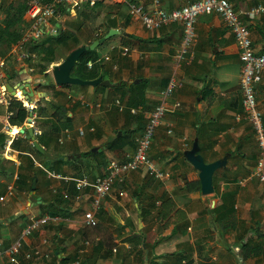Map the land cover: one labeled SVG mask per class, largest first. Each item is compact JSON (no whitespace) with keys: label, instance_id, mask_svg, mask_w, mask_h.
Instances as JSON below:
<instances>
[{"label":"crops","instance_id":"1","mask_svg":"<svg viewBox=\"0 0 264 264\" xmlns=\"http://www.w3.org/2000/svg\"><path fill=\"white\" fill-rule=\"evenodd\" d=\"M130 1L107 0L96 9L88 4L76 9L57 6L55 15L44 25L43 33H50L52 27L71 32L68 48L72 49L59 46L54 60L44 71L50 80L32 70L27 56L23 55L26 53L23 50L25 43L18 41L0 55V60L5 63L2 81L5 86L12 87L7 92L10 95L20 93L25 97L20 85L26 82L30 83L26 90L35 92L33 99L28 98L35 105L30 116L33 126L28 124L30 118L22 125L8 122V131L14 139L30 141L3 150L4 164L8 169L5 175L0 173V196H4L0 200V249L5 250L19 237L30 218H51L24 238L23 243V250L41 245L48 256L40 260H25L21 255L19 264H59L61 259L66 261L65 264H76V261L77 264H146L142 263L135 244L134 235L137 233H143L146 254L149 253L155 264H187L186 260H190L189 264L221 263L223 258L232 256L234 249L239 251L240 238L260 241L264 247V181L254 175L259 148L251 124L241 114V63L239 47L232 32L218 14L198 15L192 57L177 64L174 53L182 38V24L170 23L149 31L129 15L127 2ZM134 1L143 4L146 10L154 7V0ZM158 1L163 9L170 11L194 0ZM229 1L249 28L253 50L264 54V13L253 18L243 14L257 3L264 4V0ZM23 17L24 27L28 28L27 11ZM3 18L4 14L0 12V21ZM111 28L119 30V33L94 49L96 57L102 61L100 76L112 85L54 83L51 75L54 64L61 62L76 47L90 44L96 36H103ZM124 48L128 50L127 54H122ZM39 52L42 54L44 49L39 48ZM171 76L181 81L182 86L166 98L167 104L173 107L156 130L149 149L150 159L159 168L168 170L170 178L155 179L145 168L123 174L95 213L97 227H87L83 222L84 213L92 208V189L79 192L74 186L72 192L68 182L62 183L73 181L71 177L68 180L58 178L46 171L42 157L31 150L33 143L28 138L27 129L23 132L21 129L34 127L41 132L38 136H44L56 124V128L60 127L58 139H63L58 142L63 144L65 152L91 150L92 147L102 150L100 145L108 140L115 123H125L128 127L139 124L142 130L137 139L149 111L162 100L161 91ZM36 82L45 83L34 87ZM49 84L52 85L45 86ZM255 93L258 108L264 115V73L255 84ZM51 99L67 108L65 115L54 114V108L48 103ZM132 99L133 103L138 102L137 99H145V103L128 106L126 103ZM116 100L122 101L126 109H136L135 113H131L130 108L126 110L125 122L123 115H117ZM76 102L79 105L73 106ZM175 103L179 105L174 106ZM38 107L45 109L39 113ZM8 108L0 103V131L5 134L6 117L11 114ZM66 130L69 131L68 138L65 137ZM99 134L102 138H98ZM43 136V141L51 149L53 142ZM34 138L38 142L36 136ZM194 138H197L199 153L206 162L229 153L225 166L213 173L217 188L209 195H203L200 187L192 186L199 180L198 173L177 154L189 149ZM38 144L45 151V146ZM26 147L30 153L26 152ZM135 147L104 151L103 155L106 153L107 163L112 159L124 160ZM23 153L29 154L35 165L47 174L45 177L39 174L34 190H28V180L21 181L20 186L17 184V167ZM69 154H75L72 158L74 164L86 163L78 154ZM55 158L50 155V159ZM90 160L95 165L96 162L92 158ZM106 164L95 165L88 175L102 174ZM72 167L65 166V170L71 174L74 171ZM9 185H13V194L6 196ZM57 193L63 197L60 202H56ZM163 198H171L175 209L181 211L178 221L165 225L166 219L158 218L157 211ZM212 208L216 210H210ZM25 209L26 213L22 212ZM229 209L232 210L231 216L221 221L226 225V231L219 234L220 228L211 220ZM21 215L25 217L21 218ZM237 257L236 264L240 259L239 255ZM257 259L264 260V255L251 254L247 258L249 262ZM2 260L4 258H0V264ZM232 263L235 264L234 261Z\"/></svg>","mask_w":264,"mask_h":264},{"label":"built area","instance_id":"2","mask_svg":"<svg viewBox=\"0 0 264 264\" xmlns=\"http://www.w3.org/2000/svg\"><path fill=\"white\" fill-rule=\"evenodd\" d=\"M107 0H29L27 14L29 17V26L23 32L20 44L28 42L31 38H39L50 19L55 15L57 6H68L76 9L83 4L89 6L95 5L97 2H104ZM110 1V0H108ZM128 13L131 17L138 19L147 30H156L163 25L179 22L182 24L183 33L180 43L174 53V59L177 64L187 61L192 57L193 45L196 40L195 23L198 15L202 13H216L224 21L227 28L232 32L237 46L239 47V60L241 63V105L242 116L252 126L257 146L259 148V156L256 162L254 175L260 180L264 181V115L258 108L255 84L258 83L264 73V54H258L253 50L252 41L250 38V31L248 26L244 23L240 13L236 12L233 4L229 0H194L181 7L174 8L170 11L163 9L158 0H154V7L151 10H146L143 4L134 0L127 2ZM264 13V4L257 3L251 6L247 11L243 12L247 17L253 18L258 14ZM54 27L50 28V33H55ZM126 48L122 49V54H127ZM24 57L27 53L23 54ZM4 61L0 60V103L9 106L12 98L19 100L23 107L27 110L29 122L31 125V114L35 109L33 102L28 98L23 97L22 94L16 93L10 95L2 81L5 77L3 73ZM89 63L88 66H90ZM182 82L171 76L168 80L166 87L161 91L162 100L156 104L147 115V122L141 135L136 139V147L131 155L124 160H110L102 174L89 176L82 174L72 178L75 189L83 192L87 188L92 189L91 204L92 208L84 213V225L90 226L97 224L95 213L101 206L104 198L109 194L113 184L123 174L145 168L147 173L155 179L165 180L170 178V172L159 168L156 163L149 157V149L155 135L156 130L162 125L166 113L173 107L167 104L166 98L172 92L180 88ZM115 105L119 111L126 109L125 104L116 100ZM175 103L174 106H178ZM131 113H135L136 109L130 108ZM6 119L4 130L7 132L8 137L4 141V148H8L13 141V136L9 128V117ZM33 126V125H31ZM33 135L38 136L41 134L40 130L33 127ZM170 132V130L168 131ZM65 137H69V131H65ZM58 141L61 143L62 138ZM185 141V139H184ZM187 144L184 143V147ZM60 178L59 174H52ZM64 179H71L64 177ZM6 196L13 194V185L7 186ZM120 194H122L120 192ZM65 195V193H64ZM66 196V195H65ZM4 196H0L3 200ZM78 198V197H76ZM51 218L48 216L39 218H30L29 223L21 230L18 238H16L8 248L0 249V258H4L1 264H19V256H23L25 260H40L46 258L48 255L42 250V246L37 245L31 247L29 250H23L24 238L30 236L34 231L38 230L41 225L46 224ZM45 243V240L43 241ZM78 262L76 261V264Z\"/></svg>","mask_w":264,"mask_h":264},{"label":"trees","instance_id":"3","mask_svg":"<svg viewBox=\"0 0 264 264\" xmlns=\"http://www.w3.org/2000/svg\"><path fill=\"white\" fill-rule=\"evenodd\" d=\"M48 1V0H43ZM28 2L29 0H0V12L1 14H4V18L0 21V55H3V53L11 47L13 44L17 43L25 31L24 27L25 20H24V14L28 8ZM101 2H97L92 7L96 9ZM114 26V25H110ZM55 33H48L42 34V37L39 38H31L28 42L25 43L23 46V50L27 53L26 59L29 61L30 67H32V70L34 72H38L42 74L44 79L50 80L48 77L49 75L44 73V71L48 68L49 64L54 60V54L59 49V46H63L64 48H68V42L71 40L72 33L68 31H61V29L55 28ZM100 38V36H96L95 39ZM28 44V45H27ZM28 46H31L28 48ZM43 48L44 52L40 54L39 48ZM72 49V48H68ZM95 54V49L93 50H87L84 51L80 57L78 62L75 64V66L71 69L70 75L72 77H77L82 80H93L96 79L101 75V64L102 61L98 60ZM91 62V66L88 67L87 63ZM52 84L45 85L46 87H50ZM137 98L136 96H134ZM145 99L138 100V102L133 103V99L126 104L128 106L130 105H139L143 104ZM48 103L54 108L55 115L63 116L65 115L67 108L58 102H54L53 99L48 101ZM79 103H73V106H78ZM9 111L11 112V115L9 117V123L11 125L19 124L22 125L26 121L28 117V112L25 109V107L22 106L21 102L15 98H12L10 101V104L8 106ZM130 108V107H129ZM129 108L127 107L128 111ZM44 107H38L39 113H42L44 110ZM127 109L123 111H117V115H123V119L125 122V117L127 118ZM116 116V114H115ZM125 116V117H124ZM60 118V117H59ZM58 118V120H59ZM142 128L137 124L134 127H128L125 123L124 124H118L115 123L111 129V133L109 134L110 138L108 140H105L101 143L100 146H102V150L100 152H92L90 148L80 151V150H72L65 152L64 146H60L58 142V135L60 134V127L56 128V124L52 127V130L50 133L44 134L43 137L46 139H49V141L53 142V146L51 149H49V146L45 144V140L43 141L42 136H36L38 139V142L41 145L45 146V152L50 154L51 156H55V159L46 160V156L39 152L33 145L31 146V150L38 155L42 157L43 166L46 168V171H49L51 173L59 174L61 177H77L82 175V173L91 174L94 170L95 165H105L107 163V158L104 154V151H114V150H121L125 146H131L135 147V139L138 134H140ZM54 134V135H53ZM53 137V139L49 138ZM7 138V134L5 132L0 131V173L6 174L8 167L4 164L5 158L3 157V150H4V141ZM98 138H102V134H99ZM29 139H20L16 138L13 139L11 142V147L15 148L17 147L18 143L25 142L28 143ZM92 147V146H91ZM27 149V147L25 148ZM27 153H30V150H26ZM70 152L76 153L79 155V158L85 159L86 163L80 162L79 164H74V159H62L61 156H65L66 154H69ZM180 155L184 161L187 162L185 159L182 151L177 153ZM20 164L17 167V184L18 186L21 185V181L28 180L30 184L27 186L28 190L31 188L32 181L35 180V184L38 181L39 174L43 175L44 177L47 175L46 171L41 169L40 167L35 165L34 159L29 154H24L20 156ZM93 159L96 163L91 162L90 159ZM204 158V157H203ZM205 161V158H204ZM206 162V161H205ZM82 163V164H81ZM65 166H73V172L70 174L65 170ZM71 186L72 192L74 191V183L73 181H66L62 183H67ZM213 187L214 189L217 188V183L215 181V177L213 176L212 179ZM192 186H195V188L199 189L200 183L199 180H196L193 182ZM71 192V193H72ZM60 193V192H59ZM57 193L56 196V202L62 201L63 197L61 194ZM74 194H72L73 196ZM71 197V196H70ZM175 204L171 198H163L160 206L157 211V216L159 219H166L165 225H168L172 222L178 221V217L181 216V211L179 209H175ZM210 210H216L215 208H212ZM173 211V214H170ZM232 210H226L223 212V214L218 218H212V223L216 225V227L220 228L219 234H222L226 228V225H223L221 221L226 220L231 216ZM21 218L25 217V215H21ZM222 224V228H221ZM87 227L95 228L97 227V224L90 225ZM143 233H137L134 235L135 237V244L138 246V254L141 258L142 263L146 264H155V262L150 258L149 253L147 251V244L143 239ZM264 236V234H262ZM239 245V251L238 255L240 259L238 260V264H249V261L247 260L248 256L251 254H263L264 255V247L260 244V241H254L251 238H247L245 240H242L241 238L238 240ZM112 245V244H111ZM147 257V258H146ZM190 260H186L185 262L189 264ZM65 260L61 259L59 264H65ZM252 264H264V260H254Z\"/></svg>","mask_w":264,"mask_h":264},{"label":"water","instance_id":"4","mask_svg":"<svg viewBox=\"0 0 264 264\" xmlns=\"http://www.w3.org/2000/svg\"><path fill=\"white\" fill-rule=\"evenodd\" d=\"M119 33V30L117 29H109L107 33H105L103 36H101L98 39L93 40L90 44L88 45H82L78 46L72 51H70L67 56L59 63L54 64L51 68V75L53 78V81L57 85H69V84H78V85H92L95 86L97 84L101 85H107L110 86L112 85L108 80L102 79L101 76L97 77L96 79L93 80H82L77 77H72L70 75L71 69L75 66V64L78 62L80 55L87 50H93L96 46L99 44L103 43L106 39L110 38L111 36ZM45 82H36L33 84L34 87L44 84ZM6 89L12 90V87L10 85L5 86ZM30 87V83L26 82L25 84L20 85V89L22 90V93L26 95L27 98L31 97L33 99V96L35 94L34 91H27L26 88ZM29 119V118H28ZM25 129H27L28 132V138L31 139L34 147L41 153H43L47 159H50V155L44 151L43 148L40 147L38 142L33 136V130L31 127H26L24 126L21 131L23 132ZM110 137L108 136L107 139ZM96 150H101V148H96L92 147L91 151L95 152ZM184 157L186 160L192 165V167L197 171L198 173V179L200 182V192L203 195H209L212 194L214 191L213 183H212V178H213V173L215 172L216 169L221 168L225 166L227 157L229 153H226L224 156H222L219 159H216L211 162H205L203 156L199 153V145L197 138H194L192 145L189 149L183 150L182 151ZM75 157V154H69L66 156H61L60 158L62 159H72ZM32 190L35 188V181H32L31 185ZM31 200L34 201L35 197L32 196ZM26 209L22 212L26 213ZM20 212L19 214H21ZM16 217V216H15Z\"/></svg>","mask_w":264,"mask_h":264},{"label":"rangeland","instance_id":"5","mask_svg":"<svg viewBox=\"0 0 264 264\" xmlns=\"http://www.w3.org/2000/svg\"><path fill=\"white\" fill-rule=\"evenodd\" d=\"M73 44V43H72ZM74 45V44H73ZM14 133V132H13ZM60 146H63V144H59ZM156 150H157V148H156ZM105 156H106V153H105ZM107 157V156H106ZM232 254V256L230 255V258H229V256L228 257H225V258H223V262H221V263H219V262H217V263H213V264H227L226 263V261L228 260L229 261V263L228 264H233L232 262L234 261V263L236 264V260H237V256H238V251L237 250H235L234 249V252L233 253H231ZM232 257H233V260L231 261V259H232ZM228 258V259H227ZM210 264H212V263H210ZM249 264H252V262H249Z\"/></svg>","mask_w":264,"mask_h":264}]
</instances>
